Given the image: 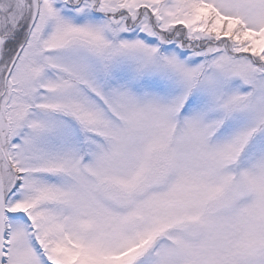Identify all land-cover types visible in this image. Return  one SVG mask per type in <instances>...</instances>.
Returning <instances> with one entry per match:
<instances>
[{"label":"snow or ice","instance_id":"6c2138e0","mask_svg":"<svg viewBox=\"0 0 264 264\" xmlns=\"http://www.w3.org/2000/svg\"><path fill=\"white\" fill-rule=\"evenodd\" d=\"M0 264H264V0H0Z\"/></svg>","mask_w":264,"mask_h":264}]
</instances>
